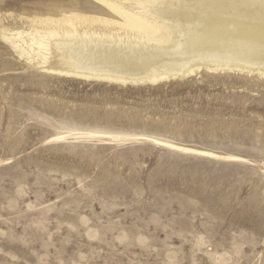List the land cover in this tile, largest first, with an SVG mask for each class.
I'll use <instances>...</instances> for the list:
<instances>
[{"label":"rangeland","instance_id":"1","mask_svg":"<svg viewBox=\"0 0 264 264\" xmlns=\"http://www.w3.org/2000/svg\"><path fill=\"white\" fill-rule=\"evenodd\" d=\"M205 1L165 5L192 45L208 19L243 22L232 1L211 12ZM71 12L121 21L95 0H0V264H264V77L59 76L2 36ZM120 29L85 24L54 41L112 58L173 45Z\"/></svg>","mask_w":264,"mask_h":264},{"label":"bare ground","instance_id":"2","mask_svg":"<svg viewBox=\"0 0 264 264\" xmlns=\"http://www.w3.org/2000/svg\"><path fill=\"white\" fill-rule=\"evenodd\" d=\"M95 1L118 15L121 21L71 12L60 17L31 18L38 27L36 26L29 32L17 31L12 35L3 33L2 36L21 55L30 56V54L35 53L41 59V65L46 71L59 74V76L65 75L86 80H108L123 84L127 82L131 84H154L174 77L184 78L197 71L200 72L201 69H206L210 71L238 70L257 73L264 77V0H230L232 1L231 6H233L232 9H229L231 16L241 17L243 22H235L239 26L236 25L235 29L232 30L228 20L226 24L223 21L217 22V20L208 19L205 24V35L199 34L198 29L195 33L193 32V35L190 33L191 40L195 41L194 45H192L193 42H187L189 38H186L185 33H183L184 27H181V22L178 20L181 17L176 19L168 16L169 9L165 5L172 3L173 0ZM206 1L211 5L206 4ZM206 1L204 3L198 2L201 10H210L209 12H211L223 8L222 1ZM128 3L144 6L140 10H135L131 5H127ZM238 5L244 9L242 15L236 11ZM189 14V18L195 26L199 19L193 17L192 13ZM97 22L102 23L104 28L114 24L119 26L122 31L119 36L129 35L137 41L150 40L158 45H165L166 42L173 45L167 48L143 50L147 52L144 55L129 48L134 51L131 54V50L123 47L121 50L127 51V53L118 54L112 58L105 54L102 55L103 52L97 55V52H93V47L86 48L85 51V48H69L62 42L56 43L57 41H54V38L59 35L79 36L85 24ZM203 22L199 25L204 24ZM249 29L255 31V34L253 33L254 40L246 43ZM84 31V34L91 33L86 29ZM53 43L59 52L51 55ZM25 46H28L30 51ZM227 59L238 60V62L234 63Z\"/></svg>","mask_w":264,"mask_h":264}]
</instances>
